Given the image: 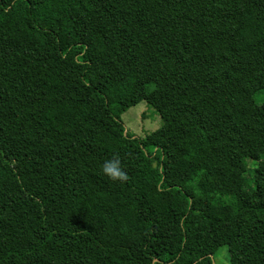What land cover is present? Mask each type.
<instances>
[{
    "label": "trees",
    "instance_id": "1",
    "mask_svg": "<svg viewBox=\"0 0 264 264\" xmlns=\"http://www.w3.org/2000/svg\"><path fill=\"white\" fill-rule=\"evenodd\" d=\"M260 94L264 0H0V264H264Z\"/></svg>",
    "mask_w": 264,
    "mask_h": 264
},
{
    "label": "rangeland",
    "instance_id": "2",
    "mask_svg": "<svg viewBox=\"0 0 264 264\" xmlns=\"http://www.w3.org/2000/svg\"><path fill=\"white\" fill-rule=\"evenodd\" d=\"M259 100L260 102L264 100L261 94L259 95ZM122 120L128 132L140 137L154 131L163 124L159 113L147 101H141L137 105L130 107L122 114ZM252 163V160H249L248 164L250 166H252ZM224 198L229 201L226 197ZM214 264H229L227 246H222L218 250Z\"/></svg>",
    "mask_w": 264,
    "mask_h": 264
},
{
    "label": "clouds",
    "instance_id": "3",
    "mask_svg": "<svg viewBox=\"0 0 264 264\" xmlns=\"http://www.w3.org/2000/svg\"><path fill=\"white\" fill-rule=\"evenodd\" d=\"M103 172L112 180L123 182L128 179L127 173L122 170L118 158L106 161L103 165Z\"/></svg>",
    "mask_w": 264,
    "mask_h": 264
}]
</instances>
